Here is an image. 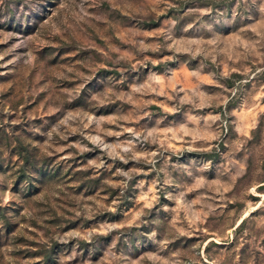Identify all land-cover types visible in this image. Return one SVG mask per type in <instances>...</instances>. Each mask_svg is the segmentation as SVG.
<instances>
[{"label":"rangeland","instance_id":"1","mask_svg":"<svg viewBox=\"0 0 264 264\" xmlns=\"http://www.w3.org/2000/svg\"><path fill=\"white\" fill-rule=\"evenodd\" d=\"M0 264H264V0H0Z\"/></svg>","mask_w":264,"mask_h":264}]
</instances>
